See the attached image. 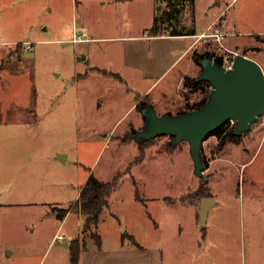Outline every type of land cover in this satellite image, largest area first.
<instances>
[{
	"label": "rangeland",
	"instance_id": "374dc122",
	"mask_svg": "<svg viewBox=\"0 0 264 264\" xmlns=\"http://www.w3.org/2000/svg\"><path fill=\"white\" fill-rule=\"evenodd\" d=\"M116 1L0 0V42L8 44L0 48H9L6 61L9 75L2 82L3 92L6 90L12 98L28 100L29 106L35 85L39 117L37 127L33 126V121H27V127L0 126V264H39L40 255L44 254L47 256L41 264H50L58 250L59 253L67 251L61 242L49 248L54 221L47 210L21 208L37 198H18L26 194L27 184L22 169H16L15 173L9 169L13 154L9 150L15 145L31 146L30 151L24 152L33 159L28 164L40 169L58 163L55 162L57 150L69 153L70 162L65 153L61 154L64 158H58L63 166L59 165V170H51L49 174L57 177L50 178L57 184L64 178L73 185L64 190L58 184L45 194L46 199L63 202L65 208L72 205L67 203L75 199L78 187L84 186L91 174L102 182L119 177L117 188L108 198L109 213L119 211L124 202L127 203L125 214L137 215L147 224L154 223L148 215L151 213L158 223H163L161 239L166 247L170 240H178L173 231L175 222L182 223L187 232L185 243L197 245L198 234L206 230L198 222L200 199L208 195L222 199L211 213L209 230L214 248L218 246L212 253L222 254L236 264H264V115L238 137V141L227 142L222 148L220 137L209 136L201 153L207 182L195 172L188 142L175 146L170 135L144 144L136 141V131L147 125L142 112L132 105L137 98L136 91L149 83L139 79L115 80L90 69L95 65H107L109 58L119 55L118 51L111 45L105 49L106 43L70 40L75 25L83 21L94 25L98 19L102 21L99 27L105 31L118 29L125 34L138 33L152 24L154 5L155 9L167 5L157 0H132L128 5L117 7ZM197 1L200 29L221 13L226 2L234 1L231 10L224 14L238 33L221 43L212 40L210 34L213 32L206 33L195 52H209L214 59L223 57L222 66L234 64L237 54H242L256 60L264 72V37L251 35L252 31L264 29V0H222L221 7L213 6L215 0ZM190 7L188 3L182 25L191 24ZM16 42L22 43V58L16 56L18 47L11 45ZM26 42L34 44L32 52L26 50ZM121 48L119 44L118 49L122 51ZM195 52L191 65L183 61L176 70L163 76L152 90L159 115L162 116L165 109L190 112L193 105L210 97L212 86L201 85L193 90L186 87L187 78H197L203 70L202 62H194ZM88 53L90 59L79 61ZM183 64H186V76L179 85ZM16 71L20 74L12 77ZM80 74L85 76L78 79ZM14 112L16 110L9 113ZM33 117L25 111L20 119L32 120ZM236 125L234 121H227L221 133L236 129ZM30 185H34L30 188L34 190L36 184ZM37 185L40 190V182ZM137 195L148 200L144 212L131 205ZM106 212L102 216L104 233L110 231L107 222L111 221H107L109 214ZM71 219V223L75 221L79 226L76 215ZM94 230V227H84L82 234L88 238L95 235ZM30 248L36 252L32 254Z\"/></svg>",
	"mask_w": 264,
	"mask_h": 264
},
{
	"label": "crops",
	"instance_id": "0c3cea01",
	"mask_svg": "<svg viewBox=\"0 0 264 264\" xmlns=\"http://www.w3.org/2000/svg\"><path fill=\"white\" fill-rule=\"evenodd\" d=\"M130 1L132 0H117L115 2V6L118 7L120 5H128V2ZM193 1V4L191 1L185 2L186 7L183 10V13L179 16V21L177 22L175 20L173 24H178V27L180 28L193 27L195 34L176 36L160 34L159 36H152L149 33H146L147 30L152 28L154 25V16L156 12V7L154 5L151 9V17H153L152 24L146 25L138 33L125 34L120 32L118 29L114 31H105L103 27H99L102 21L98 19L94 22V25L90 24L88 21H83L81 25L80 23L75 25V28L72 32L73 36L70 40L76 43H106V46L104 47L105 49H107V47L110 45L113 46V49H116L119 55H117V57L112 56L109 58L110 62L105 66L95 65L90 69L96 70L97 72L101 71V74L115 80L118 79L122 81H131V79H139L145 83H149L146 88L136 91L137 98L132 107L137 106L140 101L148 97L150 100L149 105L158 110L157 106L154 104L155 101L151 94L152 90L155 89V85L160 79H162L163 76L173 72L177 69V67L182 65L183 61H187L189 62L188 65H191L192 55L197 49H199V42L202 40V36L204 34L213 32V34H210V37L213 41L217 42L214 34L219 31L220 34L223 35L221 40L222 42L223 40H226V38L237 36L238 33L237 30H234V27L231 25L232 21L227 19V14H224L226 13L225 11L231 10L230 6L234 1L230 3L226 2L225 8L221 11V13L216 14L214 20H211L210 24L201 29L198 27L196 16V7L198 1ZM188 3H191L190 8L192 9V18L191 24L187 26L182 25V18H184L185 12L188 9ZM222 4V0H215L213 6L221 7ZM103 5H105V3H103ZM97 27H99V29ZM77 28L81 29L80 32H78ZM164 28L171 30L172 27L169 21L165 23ZM252 34L264 37V29L263 31L259 32L252 31L251 35ZM3 44V42H0V47H2ZM19 44L22 43H11V45L16 46ZM119 44L122 47V51L118 49ZM7 45L5 46L7 47ZM8 49L9 48H0V126H10V124H17L27 127V121H33V126L37 127L39 126V117L36 113L38 98L35 85L32 88L33 93L30 96L31 102L29 106L26 104L28 100H24V98L21 97L12 98V94L9 96L7 95L6 90L3 92L2 82L4 79L8 78L9 75V71L7 70L8 68H6V61L8 60L7 57L9 53ZM16 56H19L18 52H16ZM90 57V53L85 54L84 59L79 58V61L83 62L84 60L90 59ZM185 65L186 64H183V68L179 73V85L182 83L184 79L183 77L186 76V70L184 69ZM89 70L85 73V75L89 73ZM18 74L20 73L16 71L15 74H12V77L17 76ZM85 75L80 74L78 79H80L79 77ZM11 110H16V112L9 113ZM25 111L34 115L32 120L20 119L23 117ZM180 113H176L170 109H165L163 111V114L167 115H178ZM13 114H15V116ZM11 117H14V119H11ZM26 150L30 151L31 146L15 145L10 148L9 152H12L13 154L9 159V169L14 173L16 169H22V172L26 176V194L19 196L18 198H37L31 201L28 206L21 208H44L48 211L47 214L50 216L51 220L54 221V227L52 228L51 233L52 237L49 239V248L61 242V246L67 250L65 253H59L58 250V254L52 256L50 264H73L72 249L75 247V245H77L80 250L78 264H236L233 263L230 258L228 259L222 254L218 256L212 253L215 248H218V246H215L214 248L211 231L209 230V224L212 222L211 213L214 207L220 205L222 199L213 196L216 199V202L209 211V217L205 227L206 230H203L198 234L199 240H197V245L185 243L188 240L187 232L185 231L182 223L175 222L173 231H175L174 236L176 235L178 240H170L166 247V245L162 243L163 241L161 239L163 237V223H158L157 220L152 217L151 213H148L150 218L153 219L151 221H154V223L151 224H147L145 221L140 220V217L137 215L135 217H130L128 214H125L126 212L124 211L127 205L125 202L120 205L119 211L109 213V209L111 207L109 200V206L104 209L98 225L95 227L93 226L95 228L93 231L95 235L85 238L84 234L82 233L87 219L82 213L74 210L72 212H68L62 219L58 218V212L61 209L65 210L71 208L74 205L73 203L79 199L83 185L78 187L79 191L75 196V199L67 203L68 206L70 203H72V205L70 204L69 208L63 207L64 204H62L63 202L61 201H51V199H46L45 197L46 191L53 190L54 186H58V184H60L62 187L61 189L64 190H66V186L73 185L72 181L67 182V180L65 181L64 178H62V181H59L58 184L56 181L50 180V178H57L56 176H50L49 173L54 169L59 170V165L63 166V162L59 161V158L62 156L61 154H64L65 152L62 150H57V158H55V162H58L56 164L57 166H53L51 163V167L40 169V167H37L36 165L33 166L28 164V161H33V159L30 157L28 152L24 153ZM19 152L21 153L18 154ZM65 154L67 155V162H70L71 156H69L67 151ZM24 175L20 176L24 177ZM36 182H40V190ZM30 183L36 184L34 190L30 189L31 187H34V185L29 186ZM135 184H137V182H135ZM132 202V206H136L137 209H141L143 212L145 211V208H148V200L141 199L138 195L135 198V201ZM168 203L170 205L176 206V203L173 201H169ZM105 211H108L106 213L109 214L107 221H111L107 222L110 231L104 233L102 228L104 218L102 220V216ZM74 215H76L77 219H79V226L75 221L74 223H71V218ZM198 217V222H201L200 216ZM76 221L78 222V220ZM61 235L63 236L62 239H60ZM95 236L100 238L99 242ZM193 242H196V240ZM30 251H32V254L36 252L34 248H30ZM46 256L47 254H44V256L40 255L41 261L39 264L45 260ZM222 257L225 258V260Z\"/></svg>",
	"mask_w": 264,
	"mask_h": 264
},
{
	"label": "water",
	"instance_id": "95a60500",
	"mask_svg": "<svg viewBox=\"0 0 264 264\" xmlns=\"http://www.w3.org/2000/svg\"><path fill=\"white\" fill-rule=\"evenodd\" d=\"M234 61L232 68L227 69L209 57L204 58L201 61L203 70L197 80L211 83L212 93L207 103L197 110L162 116L153 106L147 105L142 111L147 126L136 131L135 140L142 144L170 135L175 146L188 142L195 172L207 182L201 153L209 136L227 121H234L237 124L234 135L240 137L264 115V72L261 65L242 54H237ZM215 202L213 196L201 198L199 215L203 228Z\"/></svg>",
	"mask_w": 264,
	"mask_h": 264
},
{
	"label": "trees",
	"instance_id": "16d2710c",
	"mask_svg": "<svg viewBox=\"0 0 264 264\" xmlns=\"http://www.w3.org/2000/svg\"><path fill=\"white\" fill-rule=\"evenodd\" d=\"M158 2H162L167 4L165 8L160 7L159 9H156L155 12V21L152 28L148 29L146 33H149L152 36H159L160 34L164 35H191L195 34V30L193 27L186 28V27H178V24H173L175 20L178 22L180 19V15L183 13V10L186 7V1H191L193 4V0H157ZM162 11V15H160V12ZM169 21L171 25V30L165 27V23ZM169 33V34H168ZM18 50L16 52L19 53V57L22 58V48L23 46L21 44L17 45ZM209 57L210 59H214L213 54L207 52V53H197L194 54V62L197 64H201V61L204 58ZM214 61L219 65L222 66L224 63L223 57L215 58ZM186 87H189L193 90L194 87H200L201 85L204 86H211V83L209 81H198L197 78H187ZM209 98V97H208ZM208 98L202 100L201 102L193 105L192 109L197 110L200 109L202 106H204ZM150 100L149 98H144L142 101H140L136 108L143 111L144 108L149 105ZM182 113V112H181ZM186 113V112H183ZM234 130H231L227 133H221L222 128L217 129L214 131L211 135H215L218 138L220 137L222 140L219 144L220 148H222L227 142H235L238 141V137L234 135ZM225 136L223 137V135ZM152 139L145 141V143L151 141ZM119 177L111 182L106 181H100L98 178L95 177L94 174H91V176L88 178V181L85 183V185L82 187V192L79 197V199L74 202L73 206L69 209L60 210L58 212V218L62 219L68 212H72L74 210L79 211L86 217V223L85 228L90 229L91 227H95L98 225L100 221V217L106 207L109 206L108 198L112 194V192L117 188ZM206 197H210L209 195ZM97 241H100V238L98 236ZM73 264L79 263V256H80V250L77 245L73 247Z\"/></svg>",
	"mask_w": 264,
	"mask_h": 264
},
{
	"label": "built area",
	"instance_id": "2783aa9c",
	"mask_svg": "<svg viewBox=\"0 0 264 264\" xmlns=\"http://www.w3.org/2000/svg\"><path fill=\"white\" fill-rule=\"evenodd\" d=\"M214 35H215V38H216L217 42L218 43H221V40L223 38V35L220 34L219 31H217ZM206 36H207V34L206 35L204 34L202 37H206ZM79 40H82V39H79ZM26 49L28 51H32L33 50V44L32 43H26ZM232 66H233V63L231 65H224V67H226L227 69L232 68ZM62 238H63V236L61 235L60 236V239H62Z\"/></svg>",
	"mask_w": 264,
	"mask_h": 264
}]
</instances>
